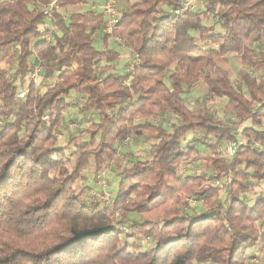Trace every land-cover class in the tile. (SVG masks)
<instances>
[{
	"label": "trees",
	"instance_id": "trees-1",
	"mask_svg": "<svg viewBox=\"0 0 264 264\" xmlns=\"http://www.w3.org/2000/svg\"><path fill=\"white\" fill-rule=\"evenodd\" d=\"M48 1L0 0V264H251L249 251L264 255V197L245 198L264 184V74L250 72L264 67V0H196L181 15L187 0H124L101 50L104 14L77 10L89 0H60L50 21ZM115 37L139 59L131 72H118L120 53L107 47ZM229 54L243 67L236 83ZM40 61L44 79L58 74L43 92L24 86ZM198 83L232 122L208 102L185 103ZM73 95L96 120L60 145ZM189 133L198 136L185 144ZM129 138H147L150 157L122 168L104 205L94 182ZM228 142L238 144L232 158L219 148ZM203 159L221 186L183 177L187 160Z\"/></svg>",
	"mask_w": 264,
	"mask_h": 264
},
{
	"label": "rangeland",
	"instance_id": "rangeland-1",
	"mask_svg": "<svg viewBox=\"0 0 264 264\" xmlns=\"http://www.w3.org/2000/svg\"><path fill=\"white\" fill-rule=\"evenodd\" d=\"M108 0H96V1H90L86 6L77 8V10L80 11H88L90 9H95L98 12H101L104 14V5L106 4ZM124 0H117V15L116 18L118 19V13L119 9L123 6ZM65 15L67 13L63 12ZM67 16V15H66ZM105 16V14H104ZM106 18V16H105ZM208 24H213V21H210ZM47 29L46 26H44L43 32ZM42 32V33H43ZM108 34L105 32V28L100 34L98 32L95 35V42H96V47L99 49H104V44L102 41H104V37L107 36ZM44 40L47 39V37H43ZM121 39V38H120ZM110 40V39H109ZM114 40V41H113ZM111 40L112 42V47L122 49L124 51V54L129 55V58L125 59H120L118 61V72H122L123 70L125 72H131L132 71V66L134 64L135 60V55L133 54L132 50L122 41H116V38ZM110 44H107V47L110 48ZM261 46H264V41L261 44ZM111 49V48H110ZM120 55H122L120 53ZM228 63L225 65V68L229 71L231 80L236 83L237 82V75L238 72L243 68L241 63H240V58L236 54H229L228 55ZM122 69L120 70L119 69ZM250 72L254 76H262L264 74V67L262 65H259L255 68V70H250ZM56 74L53 78H47L42 80L38 86V90L40 92H43L46 88L52 86L57 78ZM25 81V80H24ZM126 83L129 81L126 80ZM25 87H28L24 85ZM185 103L190 107V108H195L199 103L202 102H208L211 110L215 114V116L219 117L220 119H223L224 121L227 122H232L231 118L228 117L227 115L224 114L222 111V108L224 106V103L222 100L217 99V98H211L208 95V91L206 88L203 86L202 83H198L193 85L190 89L186 91V94L183 96ZM77 95H73L71 99H69V109L64 113L65 114V124L62 126L60 132H59V144L60 145H67V142L69 141V136L70 135H78V132L82 131L83 129L87 128L90 123L94 122L96 120V116L93 114H80L78 111V106L76 105L77 103ZM152 121L157 122L158 118L154 117L151 119ZM229 120V121H228ZM264 121V120H263ZM261 127H264V122ZM198 134H193L189 133L186 136L185 144H191L192 139L197 137ZM126 141H128L127 144L121 143L117 147V158L114 162L109 164L101 173L102 176L98 178L99 174L96 177V182H94V185L97 187L93 195L96 197H99L102 195V190H107L108 192L114 194V191L117 190L119 183H120V178H119V173L121 172L122 168L132 166L138 159H148L150 157V141L147 140V138H129ZM195 148H198L197 151L199 152L200 156L203 157L207 152L208 149L201 144H196ZM220 150L222 149V146L219 147ZM204 175L205 176V182L204 187L213 185V181L210 180L209 175L207 174V171L205 169V160L203 159L201 162H194L192 160H187L182 167V175L184 178L186 177H191V176H199V175ZM231 175V174H230ZM230 181V180H229ZM229 183V182H228ZM102 184V185H99ZM105 186V187H104ZM215 186V185H214ZM258 196H263L264 197V184L257 186L253 191L248 193L246 195V199L250 200L252 203L255 201V199ZM199 206V207H198ZM198 208L200 209L201 207V202L198 204ZM133 219H137V215H130ZM130 240L132 242H139L141 245L140 247L147 246L148 242L146 240L139 239L137 236L135 237H130ZM258 249L249 251L247 254V260L249 263H254V264H264V255L260 254L257 252Z\"/></svg>",
	"mask_w": 264,
	"mask_h": 264
},
{
	"label": "built area",
	"instance_id": "built-area-1",
	"mask_svg": "<svg viewBox=\"0 0 264 264\" xmlns=\"http://www.w3.org/2000/svg\"><path fill=\"white\" fill-rule=\"evenodd\" d=\"M60 10V0H49L47 4L42 6V11L45 17L47 18L48 21L53 19V16L55 13H57ZM186 10H197V2L196 0H187L184 3V7L177 8L174 13L176 15H181L183 14ZM104 14L106 16V24H105V32L108 35H112L114 31V25L118 23V19L116 18L117 15V0H108L106 4L104 5ZM116 41L121 42V39L119 37H115ZM49 41V38L46 39ZM139 63V59L136 56L134 60L133 67H136ZM42 71H43V62H38L33 69V71L27 76L25 79V85L30 86L31 84H34L38 86L42 80H44V77L42 76ZM28 95V90H22L19 94V98L23 99ZM48 117H45L47 119ZM128 141H125V144H127ZM238 149V144L237 142H228L225 143L222 151L223 153L228 156L229 158H232ZM103 173H101L98 178L102 176ZM230 171H227L225 174V182H229L230 179ZM224 182L218 180V181H213V185L215 186H221ZM102 185V184H99ZM105 187V186H104ZM94 191H92L93 193ZM102 195L99 196V200L105 205L110 204V202L113 199L112 193L108 192L107 190H102ZM198 201L194 198L189 200L190 205H196Z\"/></svg>",
	"mask_w": 264,
	"mask_h": 264
},
{
	"label": "crops",
	"instance_id": "crops-1",
	"mask_svg": "<svg viewBox=\"0 0 264 264\" xmlns=\"http://www.w3.org/2000/svg\"><path fill=\"white\" fill-rule=\"evenodd\" d=\"M131 1H135V0H131ZM111 40H113V39H110V40H108V42H107V44L109 43L110 45L109 46H111L110 48L111 49H113V50H115V51H118L119 53H121L122 55H120V58L121 59H125V58H129V55H127V54H124V51H122V49H119V48H115V46L114 47H112V41ZM114 41V40H113ZM102 43L103 44H105V41H102ZM101 50V49H100ZM264 122V121H263Z\"/></svg>",
	"mask_w": 264,
	"mask_h": 264
}]
</instances>
